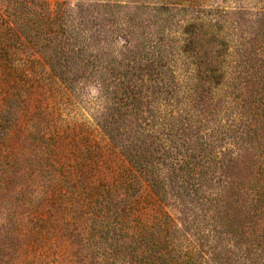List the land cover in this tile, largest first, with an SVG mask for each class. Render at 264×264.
Wrapping results in <instances>:
<instances>
[{
	"label": "rangeland",
	"instance_id": "obj_1",
	"mask_svg": "<svg viewBox=\"0 0 264 264\" xmlns=\"http://www.w3.org/2000/svg\"><path fill=\"white\" fill-rule=\"evenodd\" d=\"M57 1L44 0L52 12ZM64 5L75 52L67 78L52 75L37 54L26 61L15 76L31 95L21 118L26 130L13 126L5 147L25 154L38 149L40 109L63 134L69 165L89 142L117 171L126 163L124 154H150L158 162L164 210L180 230L199 238L196 261H209L223 245L237 242L224 225L234 217L246 237L262 238L264 211L251 219L264 167V0ZM11 105L13 122L18 101ZM24 158L16 167L28 163ZM245 243L232 247L237 264ZM64 246L43 255L38 246L30 248L18 264H50Z\"/></svg>",
	"mask_w": 264,
	"mask_h": 264
},
{
	"label": "trees",
	"instance_id": "obj_2",
	"mask_svg": "<svg viewBox=\"0 0 264 264\" xmlns=\"http://www.w3.org/2000/svg\"><path fill=\"white\" fill-rule=\"evenodd\" d=\"M64 4L57 1L52 12L44 0H0V264H18L23 253L37 246L39 255L50 254L60 243L65 245L63 255L54 256L50 264H212L213 258L237 264L232 247L242 242L245 256L239 261L245 264L250 258V264H264V232L259 240L246 237L236 217L224 225L229 240L237 242L223 245L209 261H196L202 251L199 238L180 230L164 210L158 162L150 154H124L126 163L117 171L106 166L99 147L89 142L73 158L75 165H69L63 134L40 109L38 149L25 154L5 147L13 126L26 130L21 118L31 95L24 89L25 80L15 77L26 61L37 54L38 63L52 75L67 78L63 74L75 52L63 22ZM118 4L99 2L101 7ZM15 99L18 109L12 122L9 112ZM22 157L28 163L16 167ZM36 160L38 165L30 169ZM260 170L251 220L264 211V167ZM249 231L254 234L255 229ZM179 239L187 241L184 248Z\"/></svg>",
	"mask_w": 264,
	"mask_h": 264
}]
</instances>
